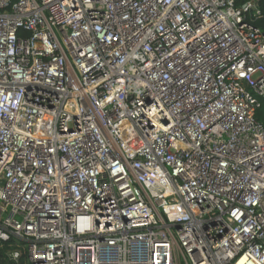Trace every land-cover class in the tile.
Masks as SVG:
<instances>
[{"label":"built area","instance_id":"2783aa9c","mask_svg":"<svg viewBox=\"0 0 264 264\" xmlns=\"http://www.w3.org/2000/svg\"><path fill=\"white\" fill-rule=\"evenodd\" d=\"M259 17L0 0V241L27 264H264Z\"/></svg>","mask_w":264,"mask_h":264},{"label":"trees","instance_id":"16d2710c","mask_svg":"<svg viewBox=\"0 0 264 264\" xmlns=\"http://www.w3.org/2000/svg\"><path fill=\"white\" fill-rule=\"evenodd\" d=\"M248 1L249 0H234V6L236 8H241V6ZM257 6L260 11V17L253 22V25L264 32V0H257ZM255 118L259 122L264 123V103L261 109L256 111ZM22 249V243H18L12 237L8 241H0V264H27L26 255ZM15 250L20 253L17 261L9 258V254Z\"/></svg>","mask_w":264,"mask_h":264}]
</instances>
